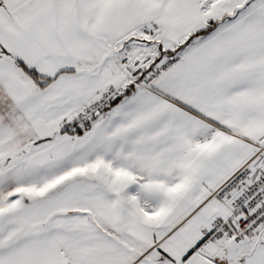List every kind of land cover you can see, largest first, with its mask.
Wrapping results in <instances>:
<instances>
[{
    "label": "snow or ice",
    "instance_id": "1",
    "mask_svg": "<svg viewBox=\"0 0 264 264\" xmlns=\"http://www.w3.org/2000/svg\"><path fill=\"white\" fill-rule=\"evenodd\" d=\"M0 264H264V0H0Z\"/></svg>",
    "mask_w": 264,
    "mask_h": 264
}]
</instances>
